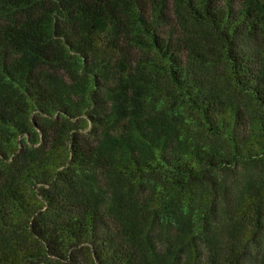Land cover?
<instances>
[{
  "label": "trees",
  "instance_id": "16d2710c",
  "mask_svg": "<svg viewBox=\"0 0 264 264\" xmlns=\"http://www.w3.org/2000/svg\"><path fill=\"white\" fill-rule=\"evenodd\" d=\"M0 264H264V0H0Z\"/></svg>",
  "mask_w": 264,
  "mask_h": 264
}]
</instances>
